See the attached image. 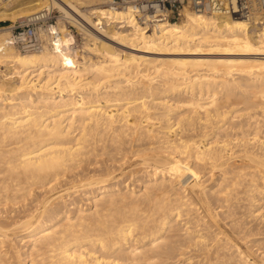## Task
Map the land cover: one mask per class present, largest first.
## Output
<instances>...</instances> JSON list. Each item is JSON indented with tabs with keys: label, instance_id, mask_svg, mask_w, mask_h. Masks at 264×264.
Masks as SVG:
<instances>
[{
	"label": "bare ground",
	"instance_id": "obj_1",
	"mask_svg": "<svg viewBox=\"0 0 264 264\" xmlns=\"http://www.w3.org/2000/svg\"><path fill=\"white\" fill-rule=\"evenodd\" d=\"M112 1L0 9L60 14L34 51L0 28V264H264V12Z\"/></svg>",
	"mask_w": 264,
	"mask_h": 264
},
{
	"label": "built area",
	"instance_id": "obj_2",
	"mask_svg": "<svg viewBox=\"0 0 264 264\" xmlns=\"http://www.w3.org/2000/svg\"><path fill=\"white\" fill-rule=\"evenodd\" d=\"M13 1L16 0H0V9ZM111 6L114 8L132 6L136 21L147 26L162 20L177 21L185 8L215 16L224 15L246 20L264 12V0H113ZM8 22L10 44L26 52L42 47V34L50 31V27L55 25L57 20L53 11L43 10L30 17Z\"/></svg>",
	"mask_w": 264,
	"mask_h": 264
},
{
	"label": "rangeland",
	"instance_id": "obj_3",
	"mask_svg": "<svg viewBox=\"0 0 264 264\" xmlns=\"http://www.w3.org/2000/svg\"><path fill=\"white\" fill-rule=\"evenodd\" d=\"M80 10H82V12H85L86 11V9L85 8H80ZM51 11H53V15L55 16V18H56V20L58 21V17H59V13L57 12V10L56 9H52ZM59 22H61L60 20H59ZM9 24V22L7 21L6 23H3V22H0V28L1 27H5V26H7ZM66 26H67V28H68V30H69V32H70V34H71V37L73 38V41L75 42L73 45H74V47L76 48V50H78V52H79V50H81V47L83 46V44L85 43V38H83L82 36H84V35H82L81 34V32H79V30L78 29H76V27L72 24V23H66ZM211 52V51H210ZM208 53V55L209 56H207V54H205L204 56H205V58H209V57H213L214 56V53H209V52H207ZM154 54V55H153ZM150 55H152V56H150ZM161 55H164V56H162V58H175V57H179V56H175V55H172L171 56V54H169V53H161V54H158V53H149V57H151V58H158V57H160L161 58ZM166 55V56H165ZM170 56V57H168V56ZM213 55V56H212ZM157 56V57H156ZM181 57H183V56H181ZM171 68H175V66H172ZM236 76V75H235ZM172 97V96H171ZM171 97H168V99H171ZM177 98V96H174V98ZM173 98V97H172ZM217 174H218V172L217 171H215L214 173H213V179H212V177H211V180L208 182V183H210L212 180H214L216 177H217ZM182 262H179V264H181Z\"/></svg>",
	"mask_w": 264,
	"mask_h": 264
}]
</instances>
